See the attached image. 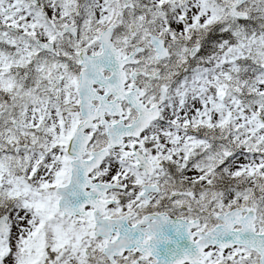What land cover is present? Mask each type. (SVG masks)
<instances>
[{"label": "snow or ice", "instance_id": "snow-or-ice-1", "mask_svg": "<svg viewBox=\"0 0 264 264\" xmlns=\"http://www.w3.org/2000/svg\"><path fill=\"white\" fill-rule=\"evenodd\" d=\"M0 264H264V0H0Z\"/></svg>", "mask_w": 264, "mask_h": 264}]
</instances>
